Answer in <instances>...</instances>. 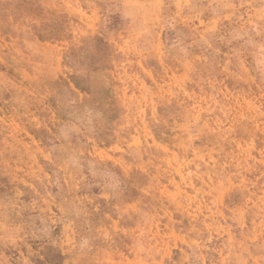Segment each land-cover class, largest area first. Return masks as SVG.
<instances>
[{
  "label": "rangeland",
  "instance_id": "374dc122",
  "mask_svg": "<svg viewBox=\"0 0 264 264\" xmlns=\"http://www.w3.org/2000/svg\"><path fill=\"white\" fill-rule=\"evenodd\" d=\"M0 264H264V0H0Z\"/></svg>",
  "mask_w": 264,
  "mask_h": 264
}]
</instances>
